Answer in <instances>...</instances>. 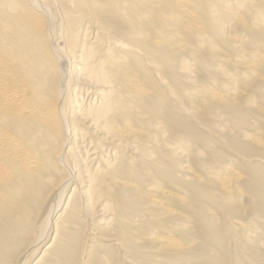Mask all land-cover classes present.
<instances>
[{
    "label": "bare ground",
    "instance_id": "bare-ground-1",
    "mask_svg": "<svg viewBox=\"0 0 264 264\" xmlns=\"http://www.w3.org/2000/svg\"><path fill=\"white\" fill-rule=\"evenodd\" d=\"M0 264H264V0H0Z\"/></svg>",
    "mask_w": 264,
    "mask_h": 264
},
{
    "label": "rangeland",
    "instance_id": "rangeland-1",
    "mask_svg": "<svg viewBox=\"0 0 264 264\" xmlns=\"http://www.w3.org/2000/svg\"><path fill=\"white\" fill-rule=\"evenodd\" d=\"M229 155V154H228ZM227 154H226V156H228ZM247 201H248V199H246V197L243 199V202L244 203H247ZM191 233H193V231H191ZM161 258H163L164 256H160Z\"/></svg>",
    "mask_w": 264,
    "mask_h": 264
}]
</instances>
